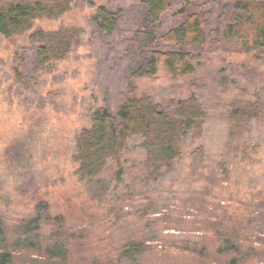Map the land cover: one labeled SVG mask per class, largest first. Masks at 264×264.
<instances>
[{"label":"rangeland","instance_id":"obj_1","mask_svg":"<svg viewBox=\"0 0 264 264\" xmlns=\"http://www.w3.org/2000/svg\"><path fill=\"white\" fill-rule=\"evenodd\" d=\"M184 2L171 0L153 26L142 0H73L60 19L33 26L81 30L79 45L53 68L35 64L27 35L0 37V222L10 241L45 203L58 225L39 229L40 242L62 243L64 264H264V56L221 39L229 0H203L190 9L206 13L194 76L171 80L162 68L146 76L152 50H174L153 45L149 33L157 38L181 22ZM99 6L115 14L107 35L90 20ZM129 82L167 112L193 95L206 113L203 134L184 140L180 161L156 182L145 179L135 138L122 175L109 165L97 183L82 184L74 138L99 107L115 118ZM256 102L260 117L235 134L230 112ZM128 245L143 250L133 262L121 259Z\"/></svg>","mask_w":264,"mask_h":264},{"label":"trees","instance_id":"obj_2","mask_svg":"<svg viewBox=\"0 0 264 264\" xmlns=\"http://www.w3.org/2000/svg\"><path fill=\"white\" fill-rule=\"evenodd\" d=\"M93 6L94 0H84ZM203 0H185L181 11L183 19L175 27L159 37L153 36L155 46H172L174 50L155 49L149 55L146 74L154 77L162 68L171 80H183L194 76L198 69V49L205 43L204 29L206 13L191 11V7ZM231 5L229 22L224 26L221 39L231 40L242 52L264 56V0H229ZM147 19L151 25L158 24L169 12L171 0H142ZM73 8V0H0V37L11 40L27 35L35 64L53 68L55 63L66 59L79 45L81 30L57 31L33 30L39 20L55 21ZM115 14L105 6L95 9L90 20L107 35L111 30ZM15 78L20 79L19 58L16 59ZM127 93L117 108L115 118L110 109L97 108L90 124L82 128L74 138V175L82 184L97 183L107 167L111 165L114 177L123 173L124 154L130 142L137 138L144 151L141 170L148 182L159 180L166 170H171L182 157L185 139H200L206 113L197 99L191 95L172 103L171 112L164 111L149 95L139 93L129 82ZM261 115L259 103L233 108L229 115L232 131L245 133L251 121ZM201 149L196 152L201 156ZM34 218L17 226L10 241L0 222V264H64L65 247L57 239L51 244L40 242L39 229L50 219L48 206L39 203ZM61 223L59 222L60 227ZM58 225V224H57ZM57 236V234H55ZM231 247L219 248L218 253L231 251ZM140 245H128L122 250L121 259L133 262L142 253ZM41 260V261H40Z\"/></svg>","mask_w":264,"mask_h":264}]
</instances>
